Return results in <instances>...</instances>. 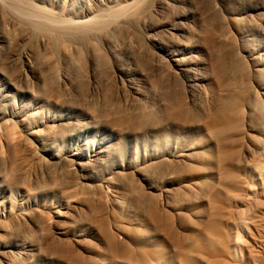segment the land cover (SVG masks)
Masks as SVG:
<instances>
[{
    "label": "bare ground",
    "instance_id": "1",
    "mask_svg": "<svg viewBox=\"0 0 264 264\" xmlns=\"http://www.w3.org/2000/svg\"><path fill=\"white\" fill-rule=\"evenodd\" d=\"M146 1L0 0V264H264V0H219L218 38L244 63L231 82L203 57L208 26L182 25L203 8L145 10L175 36L142 35L183 80L186 109L174 95L167 112L125 61ZM125 95L139 119L109 105Z\"/></svg>",
    "mask_w": 264,
    "mask_h": 264
},
{
    "label": "rangeland",
    "instance_id": "2",
    "mask_svg": "<svg viewBox=\"0 0 264 264\" xmlns=\"http://www.w3.org/2000/svg\"><path fill=\"white\" fill-rule=\"evenodd\" d=\"M141 1H142V0H141ZM145 1H146V0H145ZM153 1H154L153 3L156 4V2H157L158 0H153ZM165 1H166L167 4L165 3V4H164V7H161V8H156V7L154 6V4H153V5H150V4H152V1H151V0H149L148 2L146 1V2L143 3V4H146V3H147V5L151 6L152 8H151V7H147V5H143V4H142V8L145 6V7L143 8L144 10H142V8H141L142 11L139 9L141 12L138 13L139 16L142 15V16H141L142 18L139 17L138 14L135 16V17H136L135 19L137 20L135 24H138L139 22H141V23H139L140 25L138 24V25H139V29H136V28L138 27V25L136 26V25L134 24L135 27H134V29L131 30V35H132V36L134 35L133 38L135 37V38H137V39L139 38V35H140L141 38H139L138 41H139V40L141 41V39H142V43H143L144 45H146V46H145V48H143V47L141 48L140 45H142V43L140 42L141 44L139 43V48H137V47H136V46H138L137 39H136V40L133 39L134 42H132V41H131V40H132V37H131V39H130V36H131V35H129V37L126 38V40H127V41L129 40V41H131L130 43L136 45L135 47H136L137 49L134 47V48H133L134 51H133V50H132V51H133V53L136 52V54H134V56L131 57L129 60H128V59L125 60V61H126V64L128 63V64H127L128 67H129V66H130L131 68H134V67H135V69H138V70L142 73V75H141L140 77H139V76H136V78H135V76H134V77H133V78H134V81H135V82H138L140 85L142 84L141 86H143V88H144L147 92H149V94H153V93L156 92V93H155V96H154V105H157V106H158V104L161 103V106L163 105L164 107H163V106H162L163 108H161V106H159V107H160L161 109H163V112H167V111L171 110V108H172L171 104L173 103L172 99L176 98L177 96H178V97H177L176 99H178V101L180 100L179 102H181V104H182V106H181V107H182V110H185V109H186V108H185V109L183 108V106H184V107L187 106L186 103H185L184 100H183L184 98L182 97V99H181V97H179L180 95H184V93H183V89H184V88L182 87L183 80H182L181 78H179V77H175V76H171V75H170V77H171L172 79L170 80V78H169V76H168V74H167L166 71H164V72H166V73H164V72H163V73L166 74L167 77H166V75L163 76V73H161V71H160V70L163 71V70L165 69V68L163 69L164 66H163L162 69H161V63H162L161 60L163 61V59H161V57L163 58V56L160 55L159 53L155 52L156 50H155L154 48H152V45H151L150 43L147 44V41H146V39H145L146 37L144 38L143 36H146V34H147V35L149 34V35H153L154 38H156V39H161V40H163V41H168V40L172 39V37H175V36H173V35L170 36V34H169V36H170V37H169V36H168V33H167L166 31H163L162 29H161V30H156V31H149V30H146V29L144 28V25H145L146 23L148 24V23H153V22H154L153 24H158V23L164 22L165 20H166L167 22H168V21H172V22H173V21H176V20L178 19V17H179L182 13H185V12H186V13H189V12H194V13H195V12H196L195 14H197L198 16H200V15H201L202 8H203V11H204V12L202 11V12H203L202 15H201L202 17L200 16L202 19L200 18V21L198 22V23L201 25V28L198 29V28H197V25L195 26V24L190 23V21L182 22V23H183L182 25H183V26L185 25V27H187V28H192V29L196 28L197 30H201V29L204 28L203 31L205 30L206 26H208V28H207L208 31H206V30H205L206 32L204 31V32L207 34V36L203 33V34H204L203 37H206L207 39H206V38H205V39H204V38H201V39H200V40L202 41V42L200 41V43H201V45H202V46L204 47V49H205V52H204V56H203V57H204V59L206 60V62L208 63V65H210V66H211L213 69H215V70L217 69V67H219L220 70H219V68H218L217 71L220 73L221 76H222L223 74L225 75V72H224V73H222V72H223L224 69L226 70V67H227L228 69L230 68V69H229V72H230L231 74L228 73V72H226V75L224 76V79L226 78L225 80H226L227 82H231V81H234V79H236V76H235L236 74H235V72H234V71H235V67H236L235 62L238 63V64L242 62V61L238 62V60L231 59V58H232V56H230V55H232V54H230L231 51H230V50H229V51L227 50V52H226V50H225V49H228V48H229L230 43H228V42L225 43V41H222V40H220V39L218 38V35H219V32H218V31H220V34H221V33H222V32H221V28H222V30H223V28H224V26L221 27V26H222L221 24H224L225 22H224L223 20L225 19V21H226V19H227V16H226L227 13H226L225 10L229 11V9H232V8H233V4H232V3H229V2H222V1H219V0H216V1L213 0V2H212V0H210V1H209V0H192V1H190V0H177V1H176V0H175V1H172V0H165ZM184 1H185V2H184ZM198 1H199V2H198ZM261 1H263V0H261ZM261 1H260V0H241V2H245V3L261 2ZM169 2H170V3H169ZM172 2H173V4H171ZM210 2L212 3V6H211V3H210ZM140 3H142V2H140ZM149 3H150V4H149ZM178 3H179V4H178ZM194 3H195V4H194ZM199 3H200L201 5H200ZM206 3H207L208 6L206 5ZM168 4H169V5H168ZM204 4H205V5H204ZM215 4L218 6V8H216V10H215V7H214ZM140 5H141V4H140ZM171 5H172V6H171ZM178 5H179V6H178ZM153 6H154V7H153ZM169 6H171V7H169ZM175 6H176V7H175ZM186 6H187V7H186ZM196 6H198V7H196ZM140 7H141V6H140ZM177 7H178V8H177ZM211 7H212V8H211ZM221 7L223 8V9H222L223 11L221 10ZM153 8H155V9H153ZM196 8L198 9V12H197V9H196ZM208 8H209V9H208ZM146 9H148L147 12L145 11ZM171 9H172V10H171ZM173 9H174V10H173ZM191 9H192V10H191ZM194 9H195V10H194ZM211 9H214V11L212 10L213 12H212V11H211V12H208V11H210ZM217 9H218V10H217ZM157 10H158V11H157ZM178 10H179V11H178ZM193 10H194V11H193ZM207 10H208V11H207ZM156 11H157V12H156ZM165 11H166V12H165ZM221 11L223 12V13H221L222 16L220 15V12H221ZM144 12H146L147 14L144 13ZM151 12H152V13H151ZM170 12H171V13H170ZM173 12H174V13H173ZM141 13H142V14H141ZM153 13H155L156 15H154ZM208 13H210V14H208ZM214 13H215V14H214ZM145 14L148 15L149 17H147L148 20L146 19L147 21L145 22V24H143V23H142V19L144 18V15H145ZM151 14H152L153 16H152ZM159 14H160V15H159ZM171 14H172L173 16H172ZM217 14H219V15H217ZM223 14H224L225 16H223ZM163 15H164V16H163ZM167 15H168V16H167ZM178 15H179V16H178ZM206 15H207V16H206ZM215 15H216V16H215ZM137 16H138L139 18H138ZM154 16H155L156 18H155ZM158 16H159V17H158ZM203 16H205V17H203ZM209 16H210V17H209ZM211 16H212V17H215L217 20L214 21L215 18L212 19ZM217 16H218V17H219V16L222 17L221 20H222L223 22H222V21L220 20V18H218ZM150 17L152 18V20H151ZM165 17H166V18H165ZM170 17H171V18H170ZM140 18H141V19H140ZM167 18H168L169 20H168ZM160 19H162V21H161ZM170 19H171V20H170ZM175 19H176V20H175ZM204 19H205V21H206L205 24H204V21H203ZM211 19H212V20H211ZM218 19H219L220 21H219ZM140 20H141V21H140ZM143 20H144V19H143ZM209 20H210V22H209ZM148 21H149V22H148ZM212 21L215 22V23H211ZM137 22H138V23H137ZM157 22H158V23H157ZM188 22H189V23H188ZM201 22H202L203 24H201ZM216 22H217V23H216ZM220 22H222V23H220ZM207 23H208V24H207ZM142 24H143V25H142ZM206 24H207V25H206ZM211 24L213 25V29L211 28V27H212ZM187 25H188V26H187ZM190 25H191V26H190ZM192 25H193V26H192ZM200 25H199V26H200ZM202 25H203V26H202ZM219 25H220V26H219ZM209 26H211L210 29H209ZM218 26H219V27H218ZM142 27H143V28H142ZM214 27H216V28H214ZM141 28L144 30V32H145L144 34H142L143 32L140 33L141 31H143ZM219 28H220V29H219ZM211 29H212V31L209 32V30H211ZM214 29H216V30H214ZM218 29H219V30H218ZM139 30H140V31H139ZM213 30H214V31H213ZM217 30H218V31H217ZM132 31H133V32L136 31V32L133 33ZM148 31H149V32H148ZM160 31H161V32H160ZM213 32H214V33H213ZM137 33H138L139 35H138ZM164 33H165V34H164ZM209 33H210V34H209ZM212 33H213V34H212ZM136 34H137L138 37L135 36ZM216 34H217V36H216ZM142 35H143V36H142ZM154 35H155V36H154ZM166 35H167L169 38H167ZM214 36H215V37H214ZM162 38H163V39H162ZM215 38H216V39H215ZM203 39H204V40H203ZM210 39H212V40H210ZM213 39H214V40H213ZM218 39H219V40H218ZM206 40H207V41H206ZM208 40H209L210 42H209ZM143 41H146V42H143ZM203 41H204V42H203ZM213 41H215V42H213ZM220 41H221V42H220ZM205 42H206V43H205ZM211 42L214 44V46H215L216 44H218L219 46L221 45L219 48H218V45L215 46V47H216V48H215V49H216V52H215L214 49H212V48H213V45H211V44H212ZM203 43H204V44H203ZM210 43H211V44H210ZM221 43H223V44H221ZM132 44H131V45H132ZM207 44H208V45H207ZM225 44H226L227 46H226ZM149 45H150V47H149ZM204 45H205V46H204ZM147 46H148L149 48H148ZM210 47H211V48H210ZM223 47H224V48H223ZM225 47H226V48H225ZM140 48H141V51H142V49H144V50L146 49V52H147V48H148V51H149V53L147 52V53L149 54L148 56H149V57L152 56L153 59L155 58V59H154L155 61H154L153 59H151V60L154 61V62L150 61L151 63H149V61H148V59H147L148 56L145 58V59L147 60V64L149 63V64H148V68H147V64H146V62H145L146 60L143 58V59H144V61H143V59H141V57H139V56H142V54L139 53V51H140L139 49H140ZM220 48H221V49H220ZM222 48H223V50H225L224 52H222V51H223ZM149 49H151L152 51L149 50ZM207 49H208V50H207ZM217 49H220L219 52L222 50V51H221L222 54H220L221 52L219 53V52L217 51ZM229 49H230V48H229ZM137 50H139V51L137 52ZM144 50H143V51H144ZM141 51H140V52H141ZM150 51H151V52H150ZM210 52H211V53H210ZM225 52H226V53H225ZM137 53L140 54V55H137ZM141 53H142V52H141ZM151 53H152V54L154 53V56H156V57H154ZM212 53H213V54H212ZM218 53H219V55L217 56L216 54H218ZM155 54H156V55H155ZM224 54H225V56H224ZM228 54H229V55H228ZM135 55H136V56H135ZM150 55H151V56H150ZM220 55H221V56L223 55V56L221 57ZM157 56H158V57H157ZM134 57H135V59H134ZM152 57H151V58H152ZM159 57H160L161 60H160V59H157V58H159ZM224 57H225V59H223ZM230 57H231V58H230ZM136 59H138V60L135 61ZM221 59H222V60H221ZM224 60H226V62H225ZM229 60H231V61H230L229 63H227ZM239 60H240V59H239ZM127 61H128V62H127ZM139 61H141V62L143 61L144 65H146V66L143 67V66H144L143 63H141V62H139ZM158 61L160 62V64H159ZM157 62H158V64H159L160 66H158ZM216 62H217V64H216ZM221 62H223V63H221ZM212 63H213V64H212ZM225 63H227V64H225ZM230 63H232V64H230ZM242 63H243V62H242ZM135 64H136V65H135ZM137 64H139L140 67H139V65H137ZM223 64H224L225 66H224ZM243 64H244V63H243ZM152 65H153V69L155 68L154 71H153V69H151V68H152ZM154 65H155V66H154ZM163 65H164V64H163ZM217 65H218V66H217ZM219 65H221V66H219ZM222 65H223L224 67H223ZM226 65H228V66H226ZM229 65H230V66H229ZM149 66H150V67H149ZM214 66H215V67H214ZM137 67H138V68H137ZM141 67H143V68H142L143 71H141ZM156 67H157V68H156ZM166 67H167V66H166ZM222 67H223V69H221ZM231 68H232V70H231ZM149 69L151 70V73H154V74L149 73ZM228 69H227L226 71H228ZM233 69H234V70H233ZM225 70H224V71H225ZM144 71H146V72L144 73ZM147 71H148V72H147ZM152 71H153V72H152ZM158 72H159V73H158ZM146 73H147V74H146ZM155 73H156V74H155ZM160 73H161V75H159ZM221 73H222V74H221ZM227 73L230 74L231 76H228ZM143 74H144V75H143ZM234 74H235V75H234ZM157 75H159V78H158ZM233 75H234L235 77H232ZM161 76H162V77H165L167 80L165 81V79H163ZM227 76H228V77H227ZM144 77H146V78H144ZM155 77H156V80H155V79H154V80H155L156 82H158L157 78L160 79V81H162L161 79L164 80V81H162L161 84H160V88H162V89H160V88L157 87V86H159V83H160V82H159V83L152 82L153 78H155ZM141 78H143V79L141 80ZM148 78H150L151 81H150ZM174 78H176V79L174 80ZM227 78H229V79L227 80ZM230 78L233 79V80H231ZM139 79H140V80H139ZM178 79H179V80H178ZM148 80H149V81H148ZM154 80H153V81H154ZM230 80H231V81H230ZM168 81H169V82H168ZM174 81H175V83L178 81V82H177L178 84L176 83V85H175ZM142 82H143V83H142ZM163 82H164V83H163ZM165 82H166V83H165ZM150 83H152V85L155 83V84H154L155 86H152ZM162 83H163V84H166V85L163 86ZM168 83H169V84H168ZM179 84H181V85H179ZM169 85H170V86H169ZM174 85H175V87H177V85H178L179 87H177V88H178L179 90H178L177 88H175ZM145 86H146V87H145ZM156 87H157V89H155ZM163 87H164V88H163ZM167 87H169V89H167ZM181 87H182L183 89H181ZM158 89H159V90H158ZM163 89H164V90H163ZM165 89H166V90H165ZM171 89H173V90H171ZM168 90H169V92H167ZM171 91H172V92L175 91V92H174V93H170ZM177 91H178V93H176ZM151 92H152V93H151ZM165 92H166V94H167V93H168V94H167V95L164 94V96H163V93H165ZM175 93H176V94H175ZM159 95H160L162 98H161ZM168 95H169L170 97H169ZM171 95H172V97H171ZM174 95H177V96L174 97ZM127 96H128V97H127ZM127 96L125 95L124 97H121V100H122V98H123V100H122L123 102H122L120 99H118V98H117V99H118L119 101H116V98L113 97L112 100L110 99V101H112V103H109V105L111 106V104L113 105V103H114V104H115V103H118V104L120 103V105H121L122 103H125V102H126L127 104H126V103H125V104H126L127 108H126V106H124V104H122V106L124 107V109H123L122 106H118V107H117V106H114V107H115V109H116V108H117V109H118V108L120 109V107H121L120 111L123 110V112L126 114V116H128V115H130V114L132 113V110H133L132 108H134V111H135V109H137L138 107H140V105H142V102H141V100H133L132 97H130L129 95H127ZM165 96H166L167 99L164 98ZM167 96H168L169 98H168ZM129 97H130L131 99H130ZM173 97H174V98H173ZM124 98H125V99H124ZM126 98H127V99L129 98V100L124 101V100H126ZM155 98H156V99H155ZM171 98H172V99H171ZM164 99L167 100V101L165 102ZM176 99H175V101H174V106H175L176 104L179 103V102H178V103L176 102ZM163 100H164V101H163ZM168 100H169V101L171 100L172 103L169 104V101H168ZM113 101H114V102H113ZM115 101H116V102H115ZM158 101H159L160 103H159ZM131 102H132V105H131ZM162 102H165V104L162 103ZM167 102H168V104H169L168 106H167ZM175 102H176V104H175ZM182 102H183L184 104H183ZM137 103H138V104H137ZM118 104H115V105H118ZM134 104H136V105L134 106ZM181 104H179V106H180ZM165 105H166V106H165ZM172 105H173V104H172ZM128 106H129V107H128ZM132 106H134V107H132ZM170 106H171V107H170ZM176 106H178V105H176ZM111 107H113V106H111ZM114 107H113V108H114ZM130 107H131V108H130ZM135 107H136V108H135ZM169 107H170V108H169ZM125 108L127 109L128 112L125 110ZM141 108H142V107H141ZM129 109H130V110H129ZM165 109H166V110H165ZM124 110H125V111H124ZM142 110H143V112H144L145 109L142 108ZM134 111H133V115L131 114V118L134 119V117H135V115H136L137 117H136V119H134V120H137V119H139L141 113L137 112V114H138V115H137V114H135ZM143 112H142V113H143ZM132 116H133V117H132ZM138 116H139V117H138ZM128 117H130V116H128ZM131 118H125V120H127V119L129 120V119H131ZM132 119L129 120V121H131V122L134 121V120H132ZM128 120H127V122H129Z\"/></svg>",
    "mask_w": 264,
    "mask_h": 264
}]
</instances>
